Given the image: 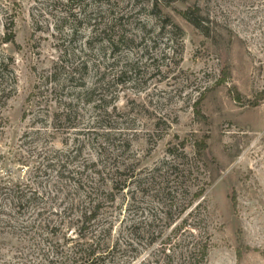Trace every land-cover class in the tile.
I'll return each mask as SVG.
<instances>
[{
  "label": "rangeland",
  "instance_id": "rangeland-1",
  "mask_svg": "<svg viewBox=\"0 0 264 264\" xmlns=\"http://www.w3.org/2000/svg\"><path fill=\"white\" fill-rule=\"evenodd\" d=\"M263 96L264 0H0V264H264Z\"/></svg>",
  "mask_w": 264,
  "mask_h": 264
},
{
  "label": "trees",
  "instance_id": "trees-1",
  "mask_svg": "<svg viewBox=\"0 0 264 264\" xmlns=\"http://www.w3.org/2000/svg\"><path fill=\"white\" fill-rule=\"evenodd\" d=\"M179 15L189 24H191L192 26H194L196 29H200L201 31H204V28L201 26L200 21H199V16L197 14V10L195 8H187L185 11H179L178 12ZM204 35H206V37H208V34L206 32ZM13 41V34L10 36L8 35V38L5 40V43H11ZM222 80H220L218 82V85H224L227 82V79L230 75L229 72V68L225 67L222 71ZM230 93L232 94L234 100L238 103L241 102V95L238 92V89L233 87L229 89ZM264 98V96H263ZM252 106H256V104H251ZM199 114V113H198ZM200 149L202 151H206L207 150V144L206 141H203L202 143L199 144ZM184 147V145H183ZM231 199V205H232V209L234 211V213H237V206H238V202H237V196L236 194H233ZM237 243H238V247L236 249V258H237V264H241L244 257L247 254H250L252 252H259L258 249L256 248H251L250 246L246 245L243 242V238H242V233L241 231H239L237 233ZM208 256V250L206 248V246H203L199 249H197L193 254H192V259L190 261L189 264H204L206 259ZM81 262H79V264H88L89 259L87 258H80Z\"/></svg>",
  "mask_w": 264,
  "mask_h": 264
}]
</instances>
